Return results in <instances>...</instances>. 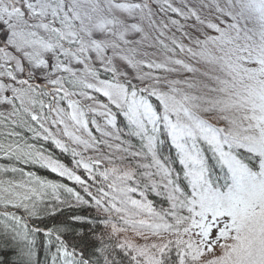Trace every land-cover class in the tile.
I'll return each mask as SVG.
<instances>
[{
	"label": "snow or ice",
	"instance_id": "obj_1",
	"mask_svg": "<svg viewBox=\"0 0 264 264\" xmlns=\"http://www.w3.org/2000/svg\"><path fill=\"white\" fill-rule=\"evenodd\" d=\"M0 264H264V0H0Z\"/></svg>",
	"mask_w": 264,
	"mask_h": 264
},
{
	"label": "trees",
	"instance_id": "obj_2",
	"mask_svg": "<svg viewBox=\"0 0 264 264\" xmlns=\"http://www.w3.org/2000/svg\"><path fill=\"white\" fill-rule=\"evenodd\" d=\"M173 2H174V3H177L178 0H173ZM154 8H156V5H153V9H154ZM168 15H171V14L161 13L160 21H161L162 19L166 21ZM190 23H191V22H190ZM190 31H195V30H194V29H190ZM172 33H175V35L177 36V38L180 37V33L176 32L175 29H172V32L167 33V35H171ZM196 34L198 35L199 33H196ZM162 39H163V37H162ZM166 42H168V41H166ZM184 42H185L186 44L188 43L187 40H184ZM156 48L159 49V46L156 45ZM159 50H160V49H159ZM181 58H183V57H181ZM197 67H200V66L197 65ZM52 151H54L55 154H56V155H57V156H58L63 162H65L66 164L69 163V161H70V157L65 156V155H62L61 153H59L58 150L52 149ZM31 170L34 171V172H36L38 175H41V176L46 177V178H48V179H57V177H55V174L49 173V172H47V171L44 170V169H40V168L34 167V168H32ZM150 199L154 200L157 204L160 203V201L158 200V198H156V197H154V196H150ZM81 211L87 212L89 215H96V213H95L94 211L90 210V209H81ZM66 214H67V213H66ZM66 214H65V215H66Z\"/></svg>",
	"mask_w": 264,
	"mask_h": 264
},
{
	"label": "rangeland",
	"instance_id": "obj_3",
	"mask_svg": "<svg viewBox=\"0 0 264 264\" xmlns=\"http://www.w3.org/2000/svg\"><path fill=\"white\" fill-rule=\"evenodd\" d=\"M134 2H138V0H134ZM178 3V2H177ZM156 8H154L155 10ZM117 15H121L120 13H117ZM160 18H161V13L160 12H157L156 13V16H155V19L157 21V23L159 24L160 22ZM144 28H145V31H147L150 35V37H155L157 35L156 32H154L153 30L149 29L147 27V23L145 22L143 25H142ZM138 38V37H137ZM151 43L155 44V40H151L150 41ZM144 51H147L149 53V59H157V60H162L164 58L163 56V53L155 47H151V48H144L143 49ZM122 236L123 235H127L129 236L130 238L134 236V234L132 232H128V233H124V234H121Z\"/></svg>",
	"mask_w": 264,
	"mask_h": 264
}]
</instances>
